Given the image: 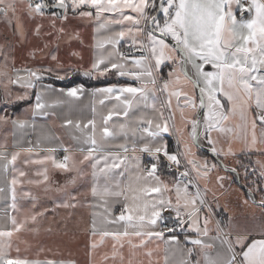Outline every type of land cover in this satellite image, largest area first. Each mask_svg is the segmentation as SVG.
Masks as SVG:
<instances>
[{
  "label": "crops",
  "instance_id": "crops-1",
  "mask_svg": "<svg viewBox=\"0 0 264 264\" xmlns=\"http://www.w3.org/2000/svg\"><path fill=\"white\" fill-rule=\"evenodd\" d=\"M57 1L65 4L61 16L31 10L27 0H0V96L12 85L31 97L12 114L0 105V264H264V231L233 224L257 205L233 174L193 143L199 99L186 96L188 110H177L176 119L168 110L161 72L174 78L181 64L171 46L173 55L166 54L161 39L156 56L169 61L160 60L159 71L148 42L152 0ZM10 5L16 13L9 19ZM221 5L225 13L234 12L225 43L216 40L217 26L213 31L208 22L201 27L204 19L222 17ZM173 15L181 31L168 37L191 56L193 78L211 81L220 92L204 100L199 144L222 161L235 157L242 184L257 199L256 192L264 193L261 181L241 175L238 159L248 163L255 150L245 137L240 151L230 148L243 125L244 131L249 128L250 118L258 146L264 145V0H175L163 21ZM10 61L15 63L11 70ZM105 71L124 81L47 82L49 76ZM179 80L171 83L173 94L189 90L187 81ZM188 141L192 145L182 152L180 143ZM26 158L49 160L50 200L57 198L55 208L66 215L65 228L36 232L62 241L54 257L20 255L24 230L35 225H27L16 211L25 205L15 180ZM59 181L64 184L57 189ZM202 199L208 207L197 210ZM209 208L224 215L221 226ZM171 211L187 221L175 234L160 229ZM44 237L36 242L40 247ZM9 245L18 246V257L7 252Z\"/></svg>",
  "mask_w": 264,
  "mask_h": 264
},
{
  "label": "rangeland",
  "instance_id": "rangeland-1",
  "mask_svg": "<svg viewBox=\"0 0 264 264\" xmlns=\"http://www.w3.org/2000/svg\"><path fill=\"white\" fill-rule=\"evenodd\" d=\"M155 2H157V0H152L150 9L156 6ZM174 4H175V0H168L167 2L163 4L162 10H161L162 16L161 18L155 21L154 26L159 30V32L165 33L166 36L171 35V36L178 37L181 31V26L176 20V15H173L168 21H165V20L163 21V19H165L166 17V13L169 10H171ZM27 5H28L27 7H29L31 10L35 9V7H33L28 0H27ZM31 7H33V9ZM222 7H223L222 17L221 16L217 17V14H215L208 19H204L202 20L204 21V23L201 27L205 28L204 24L208 22L209 30L213 31V27L215 28L217 26L216 40L219 42L222 40L223 43H225L226 41L225 31H227V27L232 22V16L234 15V12L225 13L224 6ZM222 7H220V9ZM113 10L118 11L119 9H113ZM15 13H16L15 8L12 5H10V7L7 8V13H6L7 15L5 17H8L10 19V15H14ZM137 38H140V36H137ZM161 41L162 40L160 37L156 36L150 30H148V42L151 47L150 48L151 52L153 53L154 58L156 59H159V57L157 58L156 54L159 52L158 51L159 43H161ZM163 43H164V46L167 48L166 54H168V56L170 57L171 55H173V51L172 52L170 51L171 47L168 43L166 42H163ZM162 54H164V51H162ZM190 57L191 56H188V55L186 57L188 58L189 62H190ZM11 59L12 58H10V60ZM160 60L161 59H159L158 63L156 61L157 65H159ZM166 60L167 58L164 57L163 60H161V62H164ZM14 66H15V63L13 61H10L9 70H11V68H13ZM162 67H164V69H167L165 66H162ZM167 70H170V69H167ZM159 71L161 72V63L159 65ZM69 75L71 74H67L66 76L60 77V78L57 76L56 77L49 76V78L54 79V80H57V79L62 80L66 77H69ZM173 75H174V78L169 74V77L165 79L161 72V76H162L161 82H162L164 93L166 94V97L168 98L167 99L168 110H170L172 116H174L176 119L175 115H176L177 110L179 112L181 111L187 112L188 110L186 109V106H185V103L187 102L186 100H188L186 96L191 95V97H194V99L199 98V97L197 93L195 92L194 86L191 85L192 83L187 79L186 76H184L182 70L179 71V74L173 73ZM98 76L110 77L112 75L108 74L107 72H103L99 74ZM182 78H183V81L184 82L187 81L186 82L188 83L187 85L190 86L189 90H183L184 92L182 93H179L178 91H176V93L173 94V92H171V83L174 80L178 81L179 79H182ZM10 79L11 78H9V76H6V79H4V81L6 80L10 81ZM178 85L179 83L178 84L175 83V86H178ZM198 85H199V90H200V93L203 99V104H204V100L210 99L211 96L213 95L220 94V92L216 91V88H213V83H211V81L209 82L207 81V83H204L201 78L200 80H198ZM1 87H2V84L0 83V88ZM1 92L2 91H0V93ZM29 93L24 94L23 91L20 90L19 88L17 87L14 88L12 85H10L9 91L6 93H3L4 94L3 96H0V105L2 104L4 108H6V110L10 112V114H12L13 112H16L21 107V104L30 97ZM168 93L170 94L167 95ZM177 97L181 98L180 103L177 102ZM181 103L183 104L182 106H181ZM195 114H197V110L195 111ZM254 125L255 124H254L253 118H250V126L249 128H246V131H244L245 125H243V128H242L243 132L239 135L238 139H236L235 141H232L230 151L231 152L240 151L241 146L244 142V137L245 139H247L249 148H251L252 150H255L254 151L255 153L254 155L250 156V159L248 158L249 160L248 163L244 162L241 164V167H240L242 170L241 175H243L244 177H246V175L248 176L252 175L251 179L256 183H257L256 179L261 181V186L264 188V145L258 146L257 144L258 139H257ZM190 143L191 142L189 141H188V144L187 142L180 143L182 152L188 149V145H192ZM223 162L225 164H228L229 166H235V168H239V162L233 156L225 157ZM25 163L27 164L24 167H21L20 169L21 172H19L18 170V173L16 174V176L20 178V181L19 182L17 181L18 177L15 180L16 191H19V198H20L19 201L23 203V205L24 204L25 205L22 207H19V210H16V211L20 212V214L22 215H25L27 225H30L33 223H35V225L24 230L25 243H24V246H23V243H22V246L20 245L21 247L20 255H22L21 257H23V255L25 257H35V253H37L36 254L37 257H54L55 253L53 251L54 249H57V248L61 249V247L58 244H60L62 241L55 240V237H53L52 235H51L52 239H50V238H46L48 236L46 237L39 236V234L36 233L37 230L39 231L41 229L43 230V232L45 231L51 232L55 230L53 228H57V226H62L64 228L66 227V219H65L66 215H65L64 210L61 211L55 208L57 198H53L52 203L50 200V190L49 189H50L51 183H49V181L47 180H49V175L52 174V172H50L51 166L49 165V160L47 158H44L42 162L41 161L35 162L31 159L29 160V158H26ZM215 171H218V169L215 168ZM219 172H222L223 175L226 174L221 170H219ZM45 176H47L46 180H44ZM57 184H58L57 186V189H58L64 184V182L59 181ZM255 188H257V185ZM19 189H21L22 192H20ZM256 193L258 197L257 199H260V198L264 199V193L262 192L261 193L256 192ZM254 207H256V209L258 210L254 208L248 210V212H250L249 217L251 218L245 217L243 220H238V222L240 221V223H237V221H233V224H235L236 226L240 228L244 227L245 230H250L253 232H257V233L263 232L264 231V211L262 210L264 209V207H261L258 205ZM17 212H16V215H18ZM242 213L247 215L245 212H242ZM242 213L239 214L238 217L242 216ZM67 226H69V224H67ZM223 227L225 230V224H223ZM40 237L45 238L43 241V245L41 247L39 246V244L36 243L38 238L40 239ZM35 247H37L39 250L37 251ZM40 250H41V253H39ZM7 252L10 253L12 257H18V246L15 247V245H12L10 249V245H9Z\"/></svg>",
  "mask_w": 264,
  "mask_h": 264
},
{
  "label": "water",
  "instance_id": "water-1",
  "mask_svg": "<svg viewBox=\"0 0 264 264\" xmlns=\"http://www.w3.org/2000/svg\"><path fill=\"white\" fill-rule=\"evenodd\" d=\"M40 1L42 4L43 11H45L46 13L51 12V11H55L58 16H61L64 9H65V4L62 1H56L54 3H50L49 0H40ZM166 1L167 0H158L156 11L152 16L149 17V20L147 23V28L153 34H155L156 36H158L161 39H163L164 41H166L173 49H175V51L178 53L179 58H180L181 70L183 71L184 76H186L187 79L192 83V85L194 86L195 92L197 93V95L199 97L198 98L199 99V106L197 108V114H196L195 133H194L193 139H192L193 143L200 150H202L204 153L209 155L213 160H215L216 163L219 165V167L223 171L233 174L237 185H239L243 189V191H245L248 194V196L250 197L251 201L254 204L259 205L261 207H264V202L258 201L256 199L253 191L251 189H249L247 186L242 184L239 172L236 168L228 167L227 165H225L223 163V161L211 149L204 147V146L199 144V140H198V138H199V120H200V116H201V113L203 110V105H204L203 99H202V96H201V93L199 90V85H198L197 81L193 78V76L189 70L188 61H187L185 52L182 49V47L177 42L173 41L168 36H166L165 34L154 29V22L160 16L162 6Z\"/></svg>",
  "mask_w": 264,
  "mask_h": 264
},
{
  "label": "trees",
  "instance_id": "trees-1",
  "mask_svg": "<svg viewBox=\"0 0 264 264\" xmlns=\"http://www.w3.org/2000/svg\"><path fill=\"white\" fill-rule=\"evenodd\" d=\"M56 1L57 0H49L50 3H54ZM157 2H158V0H157ZM157 2H155L156 6L151 9V13H150L151 15L150 16H152L155 13L156 8H157ZM161 16L162 15L160 14L158 19L161 18ZM105 72H107L108 74H111L112 76L102 77V76H98V75L97 76L91 75V76L86 77V76L80 75L78 73H73V74L69 75V77H66L62 80H59V79L54 80V79L48 78L47 82H50V83L55 84L57 86H70V85L76 84V83H81L85 86H97V85L111 83V82H123L124 81L120 78H117L112 71H105ZM30 100H31V97H29L26 101H24L21 104V106L27 104ZM167 144L170 147L172 145L171 140H169L167 142ZM238 159L241 160V164L244 163V159L242 156H239ZM237 170H239V168ZM247 176L248 175H246L247 179H250L252 177V175H249L248 177ZM194 264H198V263L195 261Z\"/></svg>",
  "mask_w": 264,
  "mask_h": 264
},
{
  "label": "built area",
  "instance_id": "built-area-1",
  "mask_svg": "<svg viewBox=\"0 0 264 264\" xmlns=\"http://www.w3.org/2000/svg\"><path fill=\"white\" fill-rule=\"evenodd\" d=\"M30 4L33 7H38L40 9L42 8V4L40 0H29ZM241 3H244V1H241ZM171 137L173 142L176 144V138L175 135L173 134V132L171 131ZM149 169V164L147 163L144 167V171H147ZM207 201L205 199H202V201L200 202V204L198 205L197 210H199L202 207H208L207 205ZM210 209V208H209ZM210 213L212 214V216L214 217L215 221L218 223L219 226H221V224L224 222V215L219 213L216 210H209ZM171 216L168 219H164L161 223H160V229L163 232H169V233H178L182 230L185 229L186 223L187 221L185 219L179 218L175 216V213H173L172 211L169 213ZM232 255L234 260H236L238 262V256L236 254V252L234 250L231 249Z\"/></svg>",
  "mask_w": 264,
  "mask_h": 264
}]
</instances>
